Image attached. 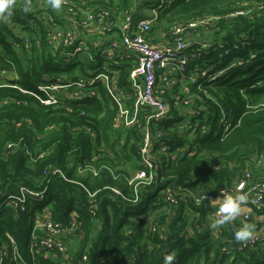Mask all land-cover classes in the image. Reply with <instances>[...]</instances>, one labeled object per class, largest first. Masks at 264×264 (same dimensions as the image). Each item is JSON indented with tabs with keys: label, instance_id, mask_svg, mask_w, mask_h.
Returning <instances> with one entry per match:
<instances>
[{
	"label": "trees",
	"instance_id": "1",
	"mask_svg": "<svg viewBox=\"0 0 264 264\" xmlns=\"http://www.w3.org/2000/svg\"><path fill=\"white\" fill-rule=\"evenodd\" d=\"M66 1L53 10L48 0H15L8 19L0 18V70L9 73L0 86V258L6 249L8 264H58L41 248L46 232L33 236L49 217L68 233V264H163L169 252L174 264H264V208L249 222L259 238L238 242L241 220L213 229L216 207L201 199L233 187L247 170L264 175V0ZM88 13L93 28L82 25ZM127 16L134 26L152 19L153 44L173 41L174 26L210 18L192 30L184 51L186 76L197 78L189 83L192 102L175 104L181 81L164 93L170 111L149 121L154 178L137 186L130 182L143 168L149 110L124 127L101 81L93 84L96 95L52 104L39 89L108 66L131 105L134 58L103 53ZM53 29L74 36L65 44L51 39ZM220 70L210 81L201 75ZM177 151L183 154L173 159Z\"/></svg>",
	"mask_w": 264,
	"mask_h": 264
},
{
	"label": "built area",
	"instance_id": "2",
	"mask_svg": "<svg viewBox=\"0 0 264 264\" xmlns=\"http://www.w3.org/2000/svg\"><path fill=\"white\" fill-rule=\"evenodd\" d=\"M63 4L68 2L64 0ZM73 7H70L72 10ZM108 15L107 12L99 14V23ZM41 20L47 21L45 14H39ZM210 18L191 21L188 24H179L173 27V41L163 42L161 44H153L148 38L151 31L152 19H143L134 26L129 16H127L120 24L116 33H112L107 37V43L103 47V53L112 55L115 49L124 50L128 56L134 58L135 66L132 69L129 81L132 90V103L128 105L129 96L122 89L116 74L112 72L110 67H104L101 71L93 73L91 78L80 79L75 82H63L58 80L51 84H42L39 86L41 92L48 94L49 98L45 103H57L65 98H84L98 94L93 84L101 81L105 85L106 94L111 97L118 108L116 123L124 127H134L138 124L143 112L149 110L146 116V124L144 127L143 139L140 144V156L143 162V168L136 172L132 181L139 183H151L154 178L153 171V134L149 128L151 119L164 118L170 111V106L164 98V93L171 91L172 87L178 81H181L182 87L180 93L182 96L176 97L175 104L179 103L188 106L192 102L189 83L197 82L195 75L186 76V64L188 57L185 55V48L188 46V39L192 30H196L198 26H204L209 23ZM34 25V22L32 23ZM85 28H93L96 25V18L90 13L82 20ZM66 32V33H65ZM63 32L62 29H53L48 32L51 39L55 40L59 37L63 43L68 44L74 34L71 31ZM64 34V35H63ZM26 46H29V40H26ZM82 46H78L77 50L81 51ZM111 57V56H110ZM224 70H220L215 74L202 71L201 75L206 81L216 78L222 74ZM9 73L0 70V86L5 85ZM75 86V87H73ZM160 135V134H159ZM158 135V136H159ZM163 150H167L164 147ZM183 154L177 151L172 154V158L176 159ZM264 162V153L260 155L258 164ZM81 167V166H80ZM221 190L229 193L242 192L248 195V201L242 205L241 215L238 216L243 224H249L250 219L254 216V211L264 208V175H254L253 172L247 170L243 180L237 182L233 187H222L217 193H206L201 199H207L211 203V199H215L222 195ZM35 196L39 193L31 192ZM24 196V195H23ZM200 201V198L197 199ZM13 201H8L11 204ZM212 204V203H211ZM216 208L218 205L215 206ZM215 211L212 213L214 215ZM38 229L46 232V237L40 243L41 248L46 250L45 255L56 258L58 264H68L69 246L62 238H67V232L64 228L53 222L49 217L38 221L33 236ZM259 238L258 234H253L249 240L252 244ZM6 249L2 251L0 264H8L4 262Z\"/></svg>",
	"mask_w": 264,
	"mask_h": 264
},
{
	"label": "clouds",
	"instance_id": "3",
	"mask_svg": "<svg viewBox=\"0 0 264 264\" xmlns=\"http://www.w3.org/2000/svg\"><path fill=\"white\" fill-rule=\"evenodd\" d=\"M50 7L53 10H60L64 0H48ZM15 0H0V18L7 20L11 15ZM222 195L211 199V203L218 207L213 216L209 217L213 229L225 226L234 221L241 215L242 205L248 201V195L246 193L237 192L235 194L224 192L221 190ZM254 225L243 224L239 227L235 233L234 238L238 242H245L253 237ZM176 260L175 252H169L163 256V264H174Z\"/></svg>",
	"mask_w": 264,
	"mask_h": 264
},
{
	"label": "rangeland",
	"instance_id": "4",
	"mask_svg": "<svg viewBox=\"0 0 264 264\" xmlns=\"http://www.w3.org/2000/svg\"><path fill=\"white\" fill-rule=\"evenodd\" d=\"M88 34V37L90 38V39H95L96 37L94 36V33L91 35V34H89V32L87 33ZM199 35L201 36L200 38H203L204 36H206V37H208V34H206V35H204V34H201V33H199ZM195 34L192 32V34H190V36H189V41H191V40H193L194 38H195Z\"/></svg>",
	"mask_w": 264,
	"mask_h": 264
}]
</instances>
